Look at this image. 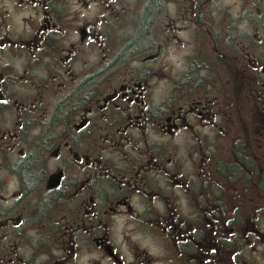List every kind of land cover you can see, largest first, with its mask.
I'll return each instance as SVG.
<instances>
[{
	"label": "flooded vegetation",
	"instance_id": "obj_1",
	"mask_svg": "<svg viewBox=\"0 0 264 264\" xmlns=\"http://www.w3.org/2000/svg\"><path fill=\"white\" fill-rule=\"evenodd\" d=\"M0 264H264V0H0Z\"/></svg>",
	"mask_w": 264,
	"mask_h": 264
}]
</instances>
